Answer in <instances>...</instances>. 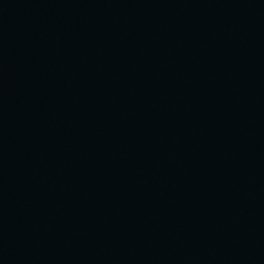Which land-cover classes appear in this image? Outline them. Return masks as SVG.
I'll return each instance as SVG.
<instances>
[{
    "label": "water",
    "instance_id": "obj_1",
    "mask_svg": "<svg viewBox=\"0 0 264 264\" xmlns=\"http://www.w3.org/2000/svg\"><path fill=\"white\" fill-rule=\"evenodd\" d=\"M0 264H264V0H0Z\"/></svg>",
    "mask_w": 264,
    "mask_h": 264
}]
</instances>
